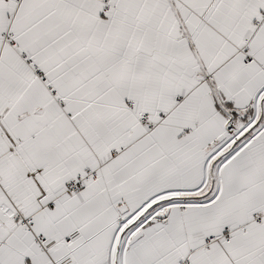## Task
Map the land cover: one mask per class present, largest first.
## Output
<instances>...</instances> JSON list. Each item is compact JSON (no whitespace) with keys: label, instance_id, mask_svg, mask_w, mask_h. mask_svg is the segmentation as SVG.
Listing matches in <instances>:
<instances>
[{"label":"snow or ice","instance_id":"snow-or-ice-1","mask_svg":"<svg viewBox=\"0 0 264 264\" xmlns=\"http://www.w3.org/2000/svg\"><path fill=\"white\" fill-rule=\"evenodd\" d=\"M0 264H264V0H0Z\"/></svg>","mask_w":264,"mask_h":264}]
</instances>
